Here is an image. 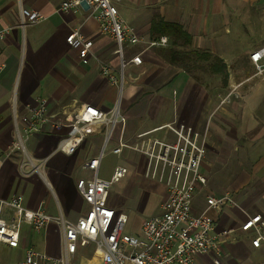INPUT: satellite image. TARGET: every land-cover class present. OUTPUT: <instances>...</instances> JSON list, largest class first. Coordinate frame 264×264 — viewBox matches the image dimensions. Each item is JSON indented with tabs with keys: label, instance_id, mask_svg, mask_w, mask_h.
I'll use <instances>...</instances> for the list:
<instances>
[{
	"label": "crops",
	"instance_id": "1",
	"mask_svg": "<svg viewBox=\"0 0 264 264\" xmlns=\"http://www.w3.org/2000/svg\"><path fill=\"white\" fill-rule=\"evenodd\" d=\"M61 1L0 0V29L10 27L0 42V197L21 195L30 209L43 208L53 216L76 220L88 208L77 183L91 176L85 163L102 147L105 126L86 127L82 144L68 154L58 149L68 125L44 123L24 142L27 156L41 163L38 171L29 161L22 167L24 153L13 148L18 139L15 117L24 114L38 97H46L49 113L66 122L80 104L108 111L119 98L118 87L101 70L104 61L119 74L116 42L101 32L86 7L62 13L57 10ZM117 6L140 39L125 45V59L139 54L142 62L125 66L120 105L126 122L115 126L110 147L120 141L132 142L139 131L169 121L206 132L201 169L208 182L198 190L193 210L197 213L206 207L207 194L228 192L236 204L210 210L219 250L198 256L197 262L264 264V241L253 245L251 231L241 228L248 215L264 216V70L258 73L250 57L264 46V0H118ZM23 9L39 11L44 18L22 26ZM160 19L181 24L192 35L190 48L221 57L227 68L226 81L209 70L197 77L167 61L163 50L169 41L150 44L154 40L152 23ZM76 29L93 41L91 53L85 57L67 41ZM159 135L174 138L170 132ZM116 156L111 170H104L102 161L99 175L109 177L121 163L129 168L125 177H131L115 196L110 193L111 206L123 211L118 204L127 208L130 200L140 198L148 205L147 210L142 209L145 217L159 213L166 186L145 176V156L131 149ZM123 196L126 202L117 204ZM123 212L128 215L126 231L139 234L142 217L133 223V217ZM3 213L9 216L11 211ZM224 230L228 232L222 234ZM29 246L60 257L64 250L61 227L52 222L34 230L23 224L19 246L0 244V264H21ZM89 246L79 247L73 259L85 258L80 253Z\"/></svg>",
	"mask_w": 264,
	"mask_h": 264
},
{
	"label": "built area",
	"instance_id": "2",
	"mask_svg": "<svg viewBox=\"0 0 264 264\" xmlns=\"http://www.w3.org/2000/svg\"><path fill=\"white\" fill-rule=\"evenodd\" d=\"M117 1L62 0L57 7L62 13L76 12L86 7L89 15L99 22L101 32L108 34L116 42L115 52L120 56L119 74H115L107 62L101 61L102 73L110 84L119 89V98L114 106L103 111L91 104H80L66 122L49 113L48 100L41 96L34 105L27 107L24 114L19 118L15 117L18 139L13 148L24 153L22 167L30 163L35 171L39 170L41 163L36 164L27 156L24 142L29 134L39 131L44 123L50 121L56 127L68 125L67 133L58 144V149L68 154L75 153L82 144L86 127L105 126L102 147L85 163L92 172L91 176L80 178L77 183L88 208L76 220L67 219L62 214L53 216L43 208L30 209L24 204L21 195L0 197V244L19 246L21 229L25 223L34 230H41L52 222L62 229L64 250L60 257H51L29 246L21 264H70L79 247L91 244L95 245L98 260L86 264H198V256L219 250L213 234L214 218L210 210L236 204L229 193L218 196L209 194L206 197V207L197 213L193 210L198 190L207 184V177L201 169L207 151L206 132L201 133L190 125L169 121L152 129L139 131L132 142L120 141L117 146L110 147L115 126L126 122V114L120 105L125 66L129 62H142L139 54L130 60L125 59V45L136 43L140 39L135 29L120 15ZM43 18L39 11L23 9L21 25L34 24ZM9 32L10 27L0 29V42ZM67 41L78 49L81 57L91 53L93 41L85 39L78 29L68 35ZM168 41V37L163 35L150 44H167ZM250 57L256 71L262 73L264 46L253 51ZM160 132H170L174 138L161 136ZM124 149L144 155L145 176L166 186V196L160 204V212L143 219L139 234L126 231L128 215L112 207L109 202L112 186L128 174V166L119 163L114 166L109 177L99 175L104 157L109 153L120 155ZM5 209H10L9 216L4 215ZM241 228L251 231L253 245L259 246L264 241L262 214L248 215ZM227 232L224 230L222 234Z\"/></svg>",
	"mask_w": 264,
	"mask_h": 264
},
{
	"label": "trees",
	"instance_id": "3",
	"mask_svg": "<svg viewBox=\"0 0 264 264\" xmlns=\"http://www.w3.org/2000/svg\"><path fill=\"white\" fill-rule=\"evenodd\" d=\"M151 32L153 39H159L162 35L168 37L170 45L163 50V55L170 63L197 76L192 70L197 66L196 63L209 61V68L206 70L221 75L223 81H226L227 68L224 60L208 50L190 48L192 35L181 24L160 19L152 23Z\"/></svg>",
	"mask_w": 264,
	"mask_h": 264
},
{
	"label": "rangeland",
	"instance_id": "4",
	"mask_svg": "<svg viewBox=\"0 0 264 264\" xmlns=\"http://www.w3.org/2000/svg\"><path fill=\"white\" fill-rule=\"evenodd\" d=\"M196 65L197 66L194 67L192 70H193V72L195 74L197 73V77H199V75L200 76L202 75V77H203L204 75H206V73H208V72L204 73L203 71L209 68V66H208L209 65V61H199V62L196 63ZM135 160H136V157H135ZM115 162H117V156L116 155L109 154V155L105 156L104 160H103V168H104V170H106V169L111 170V168L115 164ZM130 177H131V175L129 174L127 176V178L125 177V179L115 183L114 186H112L111 191H110L112 197L115 196L116 192L120 191L118 188H120V186L123 185L124 182H126ZM207 182H208V179H207ZM223 194H225V193H223ZM223 194H221V195H223ZM207 195H209V194H207ZM196 198H197V196H196ZM196 198H195V200H196ZM122 202H126V198H124V196L121 197L120 200H118L117 204L118 203H122ZM128 203L131 206H128L127 208L125 206H121L119 204H118V206H120L119 208H122L121 210L126 211L129 215H131L133 217L131 219V222H133V223H137L139 218L142 217V220H141V225H142L143 219L145 217V215H143V214H146V213H143L142 209L145 208L147 210V208H148V205H147L146 201L143 202L140 198H136L135 200H133V199L130 200V202H128ZM204 203L207 204V200ZM128 225L129 224L126 225V230H127ZM141 225H140V227H141ZM80 254L85 256V258H82L80 255L76 256L74 259L71 260L70 264H86L88 262H91V261L93 262L95 260H98L97 250H96L94 244H91L89 246V249H85V250L81 251Z\"/></svg>",
	"mask_w": 264,
	"mask_h": 264
}]
</instances>
